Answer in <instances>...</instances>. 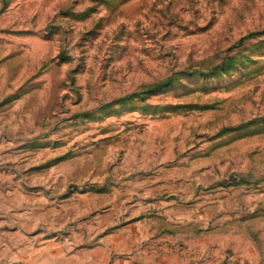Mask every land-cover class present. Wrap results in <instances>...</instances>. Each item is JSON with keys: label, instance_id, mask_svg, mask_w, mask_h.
I'll list each match as a JSON object with an SVG mask.
<instances>
[{"label": "rangeland", "instance_id": "1", "mask_svg": "<svg viewBox=\"0 0 264 264\" xmlns=\"http://www.w3.org/2000/svg\"><path fill=\"white\" fill-rule=\"evenodd\" d=\"M0 226L40 264H264V0H0Z\"/></svg>", "mask_w": 264, "mask_h": 264}, {"label": "crops", "instance_id": "2", "mask_svg": "<svg viewBox=\"0 0 264 264\" xmlns=\"http://www.w3.org/2000/svg\"><path fill=\"white\" fill-rule=\"evenodd\" d=\"M26 248L27 243L23 240L21 228L14 227L12 230H7L0 226V264H40L32 257L31 252L28 254ZM83 264L101 263L91 259Z\"/></svg>", "mask_w": 264, "mask_h": 264}]
</instances>
